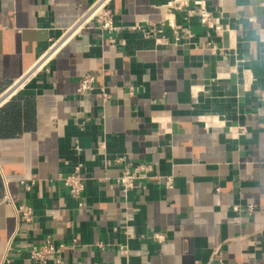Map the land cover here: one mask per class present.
<instances>
[{"label":"crops","instance_id":"obj_1","mask_svg":"<svg viewBox=\"0 0 264 264\" xmlns=\"http://www.w3.org/2000/svg\"><path fill=\"white\" fill-rule=\"evenodd\" d=\"M97 2L0 0V98L29 77L0 105V264L47 238V264H264V0H107L117 32Z\"/></svg>","mask_w":264,"mask_h":264},{"label":"built area","instance_id":"obj_2","mask_svg":"<svg viewBox=\"0 0 264 264\" xmlns=\"http://www.w3.org/2000/svg\"><path fill=\"white\" fill-rule=\"evenodd\" d=\"M199 15L201 18V23L203 25L213 27L211 14L206 9H200ZM86 20H96L99 27L103 31L107 32H117L118 28L114 23L112 13L107 7V0H99L97 4L91 9ZM85 20V22H86ZM80 27V26H79ZM29 78V77H28ZM16 83L6 95L0 98V105L10 99L16 90L19 89L24 82L28 79ZM95 89V77L92 75H85L81 78L78 86V93L82 96H87L91 94ZM103 100H108L109 96L104 91L102 92ZM260 112L264 117V91L259 94ZM244 127H239L237 129V136L243 135L245 133ZM112 163L111 161L108 164ZM83 166L79 165L75 168L74 172L68 175H59V181L68 190L70 196L78 202L79 208L83 207L82 196L85 192L86 187V177L82 173ZM147 175V169L144 166H140L132 169H124L118 183L123 187L125 191L132 190L134 188L140 187L139 184L141 180ZM167 186L172 188V179H168ZM26 189L30 190L31 186L25 185ZM252 207L250 208V210ZM17 214L21 222H32L34 218V212L32 208L28 206H20L17 208ZM155 238L159 241L162 240L161 236L156 235ZM67 248L65 245L56 247L50 238H47L43 247H33L30 250V258L40 264H47L50 258L53 256L57 257V263H61L60 255ZM77 264H88V263H77ZM96 264V263H94Z\"/></svg>","mask_w":264,"mask_h":264}]
</instances>
